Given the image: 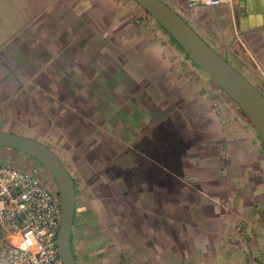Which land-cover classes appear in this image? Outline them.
<instances>
[{
    "label": "crops",
    "instance_id": "1",
    "mask_svg": "<svg viewBox=\"0 0 264 264\" xmlns=\"http://www.w3.org/2000/svg\"><path fill=\"white\" fill-rule=\"evenodd\" d=\"M170 3L177 13L189 17L191 24H188L192 28V24L198 27L219 54L224 58L228 55L253 82H257L264 95V0H231L218 7L192 10H187L186 0H170ZM55 4L54 0H46L41 5L39 12L42 14L36 18L27 38L20 41L21 45H26L23 57L32 59L26 65L28 70L22 71L23 74L18 72L21 77L18 80L28 78L26 82L31 88L38 82L48 84L47 91L41 86L35 87L33 99L29 97L36 106L32 107V114H43L37 106L45 105L50 112L47 121L58 132L57 146L73 156L76 166L86 172L76 181L80 190L75 196L74 219L76 216L85 244L95 242L86 246L91 259L102 264H153L155 260L166 261L168 258L181 264H192L193 260L214 264L215 260L227 256L226 260L230 256L232 264H241V254H247L248 258L252 255L249 243L257 244L259 237L264 241V147L253 126L250 124L252 130L236 109L225 107L223 93L215 84L201 80L191 70L189 62L175 55L172 48L169 63H176L177 68L170 69L168 62L155 64L153 74L147 79L136 82L131 78V85L121 91L131 96L136 92H142L144 97L152 94L160 100L158 106L152 105L160 113L164 109H173L166 99L174 100L178 95L179 99L174 102H186V112H194L190 118L186 115L190 125L212 117L213 113L216 115L217 110L211 109V102L216 99L221 105L220 114L228 119L223 128L224 138L218 139V149L204 150L203 145H199L196 154L190 155L192 160L200 162L189 172V177L200 185L198 188L189 184L184 187L181 179L168 191L163 184L153 187L157 207L161 205L163 209L167 202L172 205L161 219L167 230L151 231L153 224L139 229L138 225L142 223L136 220L137 212L129 208L124 223H117V220L104 223L100 215L102 208L123 211L125 204L134 208V205H145L153 200L148 202L147 194H139L134 183L121 188L112 184L109 177L98 176L106 162L113 161L118 140L113 125L102 127L99 122L98 115L102 111L97 97L100 90L93 84L109 73L117 75L122 67L132 69L128 55L117 53L126 51L129 43L140 49L156 48L155 38L160 30L147 15L142 24L133 23L134 17L143 14L133 0H57ZM160 40L164 47L163 38ZM23 50L22 47L18 52L22 54ZM96 56H101L105 62ZM21 67L17 66L19 71ZM69 70L77 71L82 85L74 82L71 88L59 90L61 85L58 84ZM87 70L92 73L90 77L85 76H89ZM176 72L183 76H175ZM183 81L189 85L187 90L181 84ZM16 82L15 79L8 80V83ZM13 97V93L3 95L0 104L18 108L9 104ZM39 98L45 101L39 104ZM149 106L143 107L146 114ZM217 158L222 164H203V161ZM0 159L7 163L29 164L35 170L31 174L38 177L36 173L40 174V178L49 183V188L56 191L52 177L48 179L34 160H27L11 150H0ZM164 175L156 171L150 175L148 171L142 173V178L160 184ZM184 200L194 205L191 217L181 214ZM223 222L225 226L219 227ZM233 225L242 227L244 237L237 235V228L231 235Z\"/></svg>",
    "mask_w": 264,
    "mask_h": 264
},
{
    "label": "rangeland",
    "instance_id": "2",
    "mask_svg": "<svg viewBox=\"0 0 264 264\" xmlns=\"http://www.w3.org/2000/svg\"><path fill=\"white\" fill-rule=\"evenodd\" d=\"M45 1L46 0H0V96L2 97L0 98V101L2 102V100H4L3 95L13 93L14 97L11 99L9 104H12V106L13 104L18 106V108L14 107L12 109L0 104V132H9L32 139L34 137L33 135L38 133L39 136L49 140V134L47 135V133H49L50 130L47 128V113L49 115L50 112L43 104L37 106L43 114H38L37 116L33 115V108L36 106L33 104V100H31L36 92L35 87L39 88L41 86L43 87V90L47 91L48 84L46 82H38V84H33V88H31L30 84L26 82L28 78L25 77L22 80H18L19 78L21 79L18 72L19 74H23L22 71L28 70L26 65L29 64L30 59H32L31 57H23V53L26 51V45H21L20 41L27 38L29 35L30 29L36 22V18L42 14L39 11H41L40 7L41 5L43 6ZM56 2L57 0H54V4ZM163 2H166L167 5L173 8V5L169 1ZM80 9L83 10L84 7H81ZM145 14L152 24H154L155 28L160 30L155 38V42L157 41L156 48L151 47L150 49H140L134 46L133 43L127 44L126 51H123L124 53L119 51L117 54L128 55L127 59L131 64L130 66L132 69L127 66L122 67L117 75L109 73L108 76L99 78V80L93 85L98 86L100 90L98 94L99 97H97L100 105L99 107H101L102 111L98 115L99 122L102 125H113L115 127V135L118 140L114 151L115 154H112V164L99 172L98 176L104 178L109 177L112 184L121 188H126L129 184L134 183V185L137 186L135 189L139 190V194H147L146 196L148 197V202H152L151 200H153L152 203H147L145 205H134V208L130 204H125L123 211H121V209L106 210L105 208H102L100 215H102L104 223H112L115 222V220H117V223H124V217L126 211L128 210L127 208L134 209L138 215V219L136 218V220L142 223L141 225H138V228H148V224L151 226L153 224L154 227L151 229V231H153L155 229L167 230L168 227L164 226L161 219L165 214V211L168 210V206H172L167 202V206L163 208L165 210L162 209L161 205L157 207L155 202L156 200H154L156 195H152L154 192L153 187L158 188L161 184H163L168 191L169 189H173V187L177 185L178 181L181 179L184 187H188L190 185L194 189L198 188L200 185L195 182L196 179L194 180L189 177V172L192 168L200 165V162L192 160L194 158H190V155L193 153L196 154L197 147L199 145H203L202 147L204 150L208 148L218 149L219 140L224 138L225 132L223 131V128H226L228 119L222 114L217 116V114L214 115L213 113L212 117L199 120L195 122L196 124L190 125L186 120V115L190 118L194 115V112L190 113L188 110L186 112V106L188 105L186 102H181L180 104L174 102L179 99L178 95L174 96V100L169 98L166 99L167 102L171 103V107L173 109H164L165 111L160 113L158 109H154L152 106L153 104L158 106L160 100L152 96V94H149V97H144L142 92H136L135 96H131L130 94L123 93L121 91L124 89L127 90V86L131 85V78H133V81L137 82L152 75L155 64L158 65L159 63L164 64V62H168L170 69L177 68L175 65L176 63H169V60L172 59V48L175 55H178V57H181L182 60L189 62L191 70L198 74L201 80H206L208 83H212L193 62L186 58L185 53L180 50L171 37L157 24V22L149 14ZM178 14L187 23H190L188 16L180 13ZM192 26L194 31L216 51V47L208 39H206V35L201 33L200 29L195 25L192 24ZM55 31L59 32L57 28H55ZM62 34H65V31L62 32ZM68 37L70 38V36ZM161 38H163V43L165 44L164 47L160 44ZM22 47L24 50L22 54H20L18 49ZM110 51L113 52V49L110 48ZM28 52L30 53V51L27 50V53ZM46 54V52L43 53L42 57L45 58ZM63 56L65 58V52ZM42 57L40 56L41 60ZM96 57H99L98 60L105 62L101 56ZM224 59L241 75H243L253 86H255V88H257L260 92L262 91L259 84L257 82H253L252 79L245 74L244 70H242V68H240L228 55H226ZM19 65L22 66L21 71L17 68ZM86 72L89 73V76L85 75L86 77H90L92 75L91 71L87 70ZM175 76L180 77L183 76V74H177L176 72ZM11 79H15L17 82L8 83V80ZM81 79L82 78L78 77L76 70H69L68 75L66 77H62V82H59L58 85H61L59 90H63L65 87L67 89L71 88L74 82L82 85V82L80 81ZM181 84H183L184 89L187 90V88H189L187 82L183 81ZM218 90L222 92L220 89ZM223 94L222 96H224V99L222 102L224 103L226 100L225 107L228 109L234 108L238 111L236 105ZM44 101L45 100L42 98L38 99L39 104ZM213 103L219 104L218 107L212 108ZM213 103L211 102V109L213 112L214 110L220 112L221 105L218 103V100L215 99ZM146 105H150L149 107H151L148 114H146L145 109L143 108ZM159 109L162 110V107H159ZM238 113L240 112L238 111ZM246 123L249 124L248 126L252 129L250 123L248 121ZM88 128L91 127L88 126ZM50 136L54 137V133H51ZM38 141L44 144L43 141ZM15 153L27 160H33L21 152L15 151ZM34 162L38 167L42 168L43 172L46 174L45 176L50 179L51 177L49 172L40 163L35 160ZM219 162L220 161L217 158L209 161H203V164L205 166L208 164L212 165L213 163L216 165L222 164ZM0 164L7 165V162L0 159ZM23 168L33 169L32 171H35L29 164H26ZM148 171L150 172V175H152L155 171L160 173L163 172L165 173V179L160 184H157V181H154L153 179L142 178V173H146ZM36 174L42 177L40 174ZM41 179L45 181V179ZM181 207L182 216L191 217V209L194 207L193 203L190 204V201L184 200L181 203ZM118 219H120V221ZM76 220L77 218L75 216L73 223H75ZM235 225L230 227L231 235L237 228ZM223 226H225V222L221 223L219 227ZM237 230V235L244 237V234H242V227H238ZM5 236L6 235L0 225V240H3ZM257 241V244L255 242L249 243L250 253H252L249 258L247 254L240 255L239 262H241V264H264V241L260 240V237ZM226 257H221V259H217L213 263L232 264V257L229 256L225 260ZM191 263L202 264L199 261L195 262V260ZM90 264L102 263L101 261L91 259ZM153 264L181 263L177 262L174 258H168L166 261L155 260Z\"/></svg>",
    "mask_w": 264,
    "mask_h": 264
},
{
    "label": "water",
    "instance_id": "3",
    "mask_svg": "<svg viewBox=\"0 0 264 264\" xmlns=\"http://www.w3.org/2000/svg\"><path fill=\"white\" fill-rule=\"evenodd\" d=\"M162 26L192 62L244 113L264 146V95L224 57L211 48L194 29L162 0H133ZM0 148L30 156L50 174L60 201L57 251L63 264H77L71 250L75 186L71 175L43 143L22 135L0 132Z\"/></svg>",
    "mask_w": 264,
    "mask_h": 264
},
{
    "label": "built area",
    "instance_id": "4",
    "mask_svg": "<svg viewBox=\"0 0 264 264\" xmlns=\"http://www.w3.org/2000/svg\"><path fill=\"white\" fill-rule=\"evenodd\" d=\"M230 1L186 0V8H214ZM144 15L134 17L133 23L142 24ZM59 222V197L45 181L0 164V225L6 235L0 240V264H63L56 246Z\"/></svg>",
    "mask_w": 264,
    "mask_h": 264
},
{
    "label": "flooded vegetation",
    "instance_id": "5",
    "mask_svg": "<svg viewBox=\"0 0 264 264\" xmlns=\"http://www.w3.org/2000/svg\"><path fill=\"white\" fill-rule=\"evenodd\" d=\"M163 1H169L170 2V0H163ZM76 123H78V120L76 121ZM104 126L105 125H102V127H104ZM47 128H48V130H50L49 133H47V135L49 134V140L44 139L42 136H39L38 133L33 135L34 136L33 139H36L37 141L38 140L43 141L44 145H46L49 149H51V151H53L56 154V156L61 160V162L63 163V165L65 166V168L69 172V174L71 175V178L73 179V183L75 186V196H76V194L80 190L79 185L76 182L77 178H79V176H83L86 172L83 171V168L81 171L80 167L76 166V163L73 162V160H72L73 156H71L68 153H65L64 151H62L57 146L56 142H57V138H58V136H57L58 132L54 130V125L48 123ZM51 133H54V137L50 136ZM114 136H115V134H114ZM103 142H105V141L103 140ZM110 164H112V162H109V163L106 162V164H105L106 166H104V168L107 166H110ZM89 167L90 166L88 165V168ZM80 230H81L80 226L78 225L77 221H75V223H73L72 230H71V250H72L74 259H75L77 264H90L92 255L88 254L86 246L95 244V242L93 241L91 243L85 244L86 241H83L84 237L82 236ZM103 245L111 246L108 243H104Z\"/></svg>",
    "mask_w": 264,
    "mask_h": 264
},
{
    "label": "trees",
    "instance_id": "6",
    "mask_svg": "<svg viewBox=\"0 0 264 264\" xmlns=\"http://www.w3.org/2000/svg\"><path fill=\"white\" fill-rule=\"evenodd\" d=\"M140 7V6H139ZM141 8V7H140ZM142 9V8H141ZM143 10V9H142ZM145 13H147L145 10H143ZM148 14V13H147ZM150 15V14H149ZM158 24V23H157ZM161 28H162V26L160 25V24H158ZM163 29V28H162ZM164 30V29H163ZM165 31V30H164ZM166 32V31H165ZM167 33V32H166ZM168 34V33H167ZM169 35V34H168ZM170 36V35H169ZM171 37V36H170ZM171 39L174 41V39L171 37ZM175 42V41H174ZM175 44L180 48V46L175 42ZM180 50L183 52V50L180 48ZM184 53V52H183ZM186 55V54H185ZM186 58L188 59V60H190L191 62H192V60L186 55ZM211 81V80H210ZM212 82V81H211ZM213 83V82H212ZM216 86V85H215ZM217 87V86H216ZM218 88V87H217ZM219 89V88H218ZM222 91V90H221ZM223 92V91H222ZM224 93V92H223ZM225 94V93H224ZM226 95V94H225ZM226 97L227 98H229L232 102H233V100L230 98V97H228L227 95H226ZM234 103V102H233ZM235 104V103H234ZM236 105V104H235ZM236 107H237V109H238V111L246 118V120L249 122V120L247 119V117L244 115V113L238 108V106L236 105ZM250 123V122H249ZM251 124V123H250ZM259 137V136H258ZM264 147V146H263ZM1 149H8V148H1ZM11 151H13V152H15L16 150H11ZM30 157V156H29ZM31 158V157H30ZM33 159V158H32ZM34 160V159H33ZM36 161V160H35ZM26 164L27 163H19V162H13V163H7V165H9V166H12V167H14V168H17V169H20V170H22V171H25V172H28V173H33V169H26V168H23V166H26ZM16 166H19V167H22V168H19V167H16ZM32 167V166H31ZM44 179V178H43ZM55 193L57 194V191H55Z\"/></svg>",
    "mask_w": 264,
    "mask_h": 264
}]
</instances>
